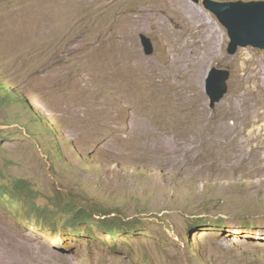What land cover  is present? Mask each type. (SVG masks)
Instances as JSON below:
<instances>
[{
  "label": "rangeland",
  "instance_id": "obj_1",
  "mask_svg": "<svg viewBox=\"0 0 264 264\" xmlns=\"http://www.w3.org/2000/svg\"><path fill=\"white\" fill-rule=\"evenodd\" d=\"M185 1L218 30V56L167 51L119 0H0V84L23 100L0 107V180L34 192L0 195V264H264V49L229 54L216 16ZM175 54L192 84L154 92L144 64ZM250 59L258 88L239 78ZM212 67L229 71L214 107ZM69 202L122 229L64 227Z\"/></svg>",
  "mask_w": 264,
  "mask_h": 264
},
{
  "label": "bare ground",
  "instance_id": "obj_2",
  "mask_svg": "<svg viewBox=\"0 0 264 264\" xmlns=\"http://www.w3.org/2000/svg\"><path fill=\"white\" fill-rule=\"evenodd\" d=\"M120 2L123 3L124 5H134L135 6L136 9H134V10H135V13L137 14V16L134 19V21L137 24V28L139 27V28L149 29L150 31H152V33L159 35V38H161V40L164 43L168 44L167 51L172 52V50L173 51L177 50L178 49L177 47L179 46V48H180L181 45L182 46L185 45L186 47H188V46L190 47L191 45H194V46L202 45V46L206 47L208 56H210V57L218 56V52L216 51V49H218L217 47H218V45H220L221 40H222L219 37L218 30L204 16V14L202 12H200L194 6L190 5L185 0H119L118 3H120ZM183 48H185V47H183ZM188 49L190 50V48H188ZM202 49H205V48L202 47ZM181 51H183V50H181ZM183 53H185V52H183ZM185 54L183 56H180L178 54L177 55L175 54L173 56L170 55L167 58V62H164L166 59L163 61L161 58L156 57L157 59H155L154 61L147 62L146 64H144L143 69L144 68L145 69H144V71L143 70L142 71L144 72L145 77L148 79V83H149L148 85H150L151 87H154V92L156 91L155 88H158V87L161 88L165 84H166V86H169V87L171 86L170 88H172V86H174V85L176 87H178V86H180V84L182 85L187 80H189V79L186 80L185 75H184V71L188 70L190 67L189 60H187L188 58H186ZM247 58H249V57H247ZM252 59H250V60H252ZM252 63H253V60L251 61L250 65H247L248 63L245 65L244 68L247 69L248 71L245 72L244 75L239 76V78L240 77L246 78V79L248 78L247 80L246 79L245 80L248 81L250 79L251 83H252V80L254 79V82H255L254 85L258 88L260 86L261 81L260 82L258 81L257 76H258V72L260 74H261V72L258 71V66L254 67V65ZM191 65H193V64H191ZM194 65H197V64H194ZM237 67L238 66H236L235 68L237 69ZM240 71H241V69H240ZM143 72H142V74H143ZM240 73H242V72H240ZM141 77H142L141 79H143V76H141ZM197 78L199 79V81H201V79L203 77L201 78V76L198 75ZM260 78H261V76H260ZM191 80H193V79H191ZM245 80H243V82ZM141 81H143V80H141ZM262 81H263V79H262ZM145 83H147V82H144V84ZM186 83H188V82H186ZM189 83H191V82H189ZM199 83H201V82H199ZM193 85H195L194 82H193ZM150 86H149V89H150ZM144 88H145V86H144ZM174 88H172V89H174ZM194 90H196V89H194ZM146 91H148V89ZM149 91H151V90H149ZM239 102L240 101H238V103Z\"/></svg>",
  "mask_w": 264,
  "mask_h": 264
},
{
  "label": "water",
  "instance_id": "obj_3",
  "mask_svg": "<svg viewBox=\"0 0 264 264\" xmlns=\"http://www.w3.org/2000/svg\"><path fill=\"white\" fill-rule=\"evenodd\" d=\"M202 4L226 29L229 54H234L238 46L264 49V0H202ZM140 40L144 53L151 54L153 46L150 39L141 34ZM228 77L229 71L226 69L212 67L209 70L205 80V92L211 107L226 94Z\"/></svg>",
  "mask_w": 264,
  "mask_h": 264
},
{
  "label": "trees",
  "instance_id": "obj_4",
  "mask_svg": "<svg viewBox=\"0 0 264 264\" xmlns=\"http://www.w3.org/2000/svg\"><path fill=\"white\" fill-rule=\"evenodd\" d=\"M11 100L19 101L21 104H23V100L17 94L10 92L6 86L0 84V107L8 104ZM26 186L27 183L25 181L18 180L14 183L13 188L11 189L10 185L7 182L0 180V195H10L11 198L9 199V201H15L25 198L26 196L34 193L32 192V190H28L25 192L24 189ZM69 206V209L72 210V214L70 215V217L66 218L65 223L63 224V226L66 228L75 229L76 231H79L78 233H80V231H82V225L89 227L91 226L92 228L93 226H97L100 229H107L106 234L112 236H116L120 232V230L117 231L116 229H122L121 227H119L118 223H105V213L107 214L108 212H99L98 215L104 216V219H95L94 222L92 221V218L89 214L76 209L73 202H69ZM34 209L40 211L42 207H36ZM36 216H41V213L37 212L34 217ZM52 226H55V224H53ZM77 227L79 228L77 229ZM54 229H57V226H55Z\"/></svg>",
  "mask_w": 264,
  "mask_h": 264
}]
</instances>
